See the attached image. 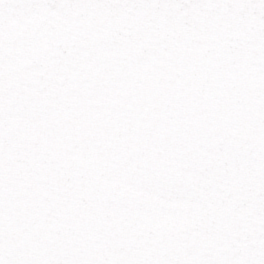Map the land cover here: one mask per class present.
<instances>
[{
	"label": "snow or ice",
	"instance_id": "6c2138e0",
	"mask_svg": "<svg viewBox=\"0 0 264 264\" xmlns=\"http://www.w3.org/2000/svg\"><path fill=\"white\" fill-rule=\"evenodd\" d=\"M0 264H264V0H0Z\"/></svg>",
	"mask_w": 264,
	"mask_h": 264
}]
</instances>
